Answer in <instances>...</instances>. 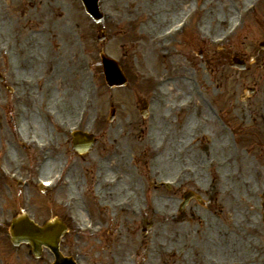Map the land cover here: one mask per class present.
Masks as SVG:
<instances>
[{
    "label": "rangeland",
    "instance_id": "1",
    "mask_svg": "<svg viewBox=\"0 0 264 264\" xmlns=\"http://www.w3.org/2000/svg\"><path fill=\"white\" fill-rule=\"evenodd\" d=\"M12 1H14V3H12ZM55 1H57L55 3H57L60 8L64 10H67L70 7H75L76 9L78 8L81 11L83 8L80 0H66L67 2L65 0ZM102 1L104 9H113L114 12H117L115 10L121 9L124 13L129 14V18L131 19L136 17L142 18L143 14L148 17V20L150 19L151 21L152 11L154 14H158L159 11H162L163 13L167 14V18L170 20L175 19L176 17L178 18L185 11V9L189 6H192L196 0H178V3H174V0ZM249 1L251 0H243L241 3H238V0H222L219 8L215 9L214 11L219 12L222 10L230 9V12L234 14L233 19H235L236 15L232 10L234 8V4L243 5L244 3L246 4ZM51 2L52 0H0V27L2 26L3 29H7L4 31L5 33H3V35H6V37L0 40V45L5 44L6 42H13L15 40L14 38L17 37L19 39V42H23V40L28 41V37L25 35V33H28L29 31L24 32L23 28H31V23H39L37 21V18H39V16L37 14H34V12L43 13L45 15L43 18L47 22V13L52 10V7L48 9V7H45L44 5ZM204 2L205 0H200L201 4ZM182 3H184V6L182 5ZM4 6H7L11 9L10 12L13 16H9L5 12V10L3 9ZM54 7L56 8H54V11L58 13L59 9L56 7V5H54ZM136 10L140 13H136ZM175 12L177 14L175 15V17H173V14ZM85 17L87 16L85 15ZM56 18L57 14H54L53 28L51 30H48V32L43 33L44 42L46 44H48L47 42L49 41V39H51ZM249 19L251 20H249L246 28L243 31L239 32L233 38L234 42L231 46V51L233 54H237V56L240 57L241 55H244L245 58L250 61H253V59L254 61H263L264 49H261L258 44L259 41L263 40L264 37V8L259 9V11ZM170 20L165 25H158L154 23L155 30L153 33L157 34L163 31L164 28H167L171 23ZM210 20H212V15L210 16ZM141 23V20H139V22H134L131 28H129L130 24L124 27L113 26L110 28H106L107 32L105 34V40L102 41L100 40V37L102 36V33L100 32V26L85 18L81 23L80 28L76 27L77 30H80L81 36L79 38L77 35H74V40L78 41L79 44L77 46V56H79L81 60L84 61L85 65L84 69L81 70L85 75L83 77V85L84 87H87L88 89H85L89 91H84L78 95V104L72 110L73 112L69 114L67 113L66 108L61 107L62 105L52 103L54 106L58 107L61 110V115L63 117L73 120L76 118V115L81 108V102L84 98L87 108H89L88 105L90 104V102H92V108H94V111L96 110L95 115L98 113L99 119L96 121V124L93 121V127L90 126V128H92V131L96 132L98 142L96 143L93 152L88 154L86 158L88 161H90V158H93V160L95 159L96 165L99 168L111 166L113 164V150H110V146L112 144V141H114L115 146L120 147L119 154L125 152L126 156L124 157L123 165H117L116 169H113V171H109L106 176L121 174L123 179L124 177H133V180L131 179V182L129 183V191L123 194L122 192H117L118 194L115 193V196L113 197V199H111V201L110 199L105 198L104 201H109L108 204L101 203V201L98 202L97 198L94 195V188L92 187L91 183V165L86 163L82 164V160L80 159V157L77 156V154L72 150V143H66L64 142V140H61V142L63 143L61 146L62 148L59 151L51 153L48 162L55 161L61 166H64L69 165L65 164V162L74 163L76 161L77 165L73 168V171H71L73 172L71 176L74 174L75 178H77V180L79 181L78 188L80 189L79 191L72 190V192H68L60 187L59 190L50 193L42 190L40 191L37 188L34 180L37 176L35 169L38 168V165L43 162L42 156H38L37 154L28 156V153H24L19 150L18 153L20 154L21 160H18V162L14 163L23 168L21 169L22 172L28 173L30 175L31 185L27 190H21L18 188V186H16L15 181L4 177L3 174L0 176V220L2 218L5 220L8 219L6 222L0 223V264H48L50 260H53V255L47 249H44L41 257L34 258L32 253L30 252L31 250L29 246H13L9 234L10 223L11 220L14 217L19 216L21 212L27 211L40 224H43L46 221H53L58 219L62 220L67 226L68 221L66 219L65 213L67 212L68 207L64 205L63 199L67 200V197L73 192L77 193V195L79 196V199H77L79 202L74 204L75 208H73L74 210L72 211H74L75 214H78L77 211L79 213H87L100 225L99 231L98 233H96L97 235H89L92 233L88 232L79 233L74 228H72V231L67 232L62 240V251L69 256H71L74 251V253H76L74 255L80 257L79 260L81 264H134L135 259H132L129 256H133L138 250L139 253H141L140 249L143 247L144 242L147 241V243H149L150 245H154L156 242H159L161 240H163V242H166V240L168 239L167 235H165L164 233L158 234L157 230L163 228V230L166 231L167 234L168 227L170 228V226L167 224H163L162 227L158 226V222L155 223L156 220H153L150 214L147 215L148 218H146L145 221H139V219H136L135 216L131 215L130 213L116 210L114 206L110 207L109 204H114L115 201L120 200L124 196H133L136 201H143L144 199V202H146V199L147 201H149L148 197L152 198L155 204H157V206L159 205V207L162 208L163 212L166 211V207L162 205V202L172 203L176 207V216L174 217V221L176 223V227L178 228V232L179 227H182L187 231V234L179 235H186L188 242L192 243V247H196L201 244V238L198 234H211L212 230L210 228L206 230H203V227L202 229L200 228L201 218L199 217H202L205 218L203 219V221L208 222L209 220V224H215L220 227V233L225 234L224 236H227V241L221 240L219 241V243H222L225 246L229 247L231 245L238 244L232 243L235 240L236 242L241 243V245L238 246L240 249H244L245 246L251 245L250 254L252 257L256 258L253 261L254 264H264V254L262 255L260 246L255 241L256 239H258L260 242L264 243L262 241V236L264 235V209L262 212L260 207L257 208V211H255L254 207L249 209L241 207L242 201L246 198H253L252 203L255 205L257 204V200L254 199L252 191L253 188L257 186V183L264 184V171L260 170L261 174L256 173L253 175L252 173L247 172L244 174L247 178L246 182L248 183V185H246V183L244 184L245 186L243 185L242 194H239L237 197L239 203L238 206L232 207L231 211L227 212L228 214H230L228 216L229 219L232 220L230 222H228V220H226V217L220 214L218 210L214 208V199L210 200L212 195L210 197V195L203 190V187L206 184L201 180V177L200 182H198V186L190 181H187L186 183H183L181 189L176 193H173L172 191H168L166 189L156 192L155 188L153 187L152 177L159 171L160 176L158 177L172 179L174 176H176L175 174L177 172L180 173L179 171L184 169L183 166L189 167L191 165L194 168L196 167L199 175L200 171H206V168H204L206 167V164L205 158L203 157L198 161H194L193 159H185L182 160V164L178 165L174 169L172 167L173 164H171L170 162L166 161L167 163H165L163 166L162 164H160L163 163L162 157L164 155H161L157 160L156 157H152L153 154L151 152L149 154H145L143 157L141 156V147L143 145L142 142L144 143V139L143 137L138 136V131H142L143 128V120L140 113L141 105L139 100L141 101L142 98L146 97V91L152 89V87H149L145 81L140 82L139 77H136V75H138L136 67L143 68L147 72H154V75L156 76H165L166 74H170V76H177L179 74L180 77L174 82H178L179 79H183V81L187 82L188 77L195 72L190 66L193 63L196 67L197 76L202 79L203 84L206 85L207 72L205 64L201 63L200 65L198 61L200 59L198 57L194 58L195 56H197L195 52L196 50L206 47L200 44L195 45L193 43L194 45H192L193 47H191L193 48L192 50L194 52L190 54V45L188 44V42L183 43L184 40H187L186 38H184L183 41L179 43V46H177L175 50H172L171 54H167L169 57L165 60L164 63L167 65L169 70H171V72H168L164 67L165 64L161 63V67H159L160 60L159 58L156 59L153 54L157 52L156 48L151 45V41L148 40V36H146L141 28L138 27ZM62 29L63 26H60L59 30L56 29L58 38H53V42H49V45L52 44L51 47L54 49V52L55 50H58V46H62V54H68L70 55V59H72L74 53L70 52V40H74L69 39V37L66 36L64 32L62 33ZM189 36L190 34H188V37ZM49 45H44L42 48ZM103 50H105V53L116 58H125L127 56L129 64L135 67L133 70L127 71L130 78L127 88L108 87L103 75L102 68L101 72H99L98 70L97 73H95L96 65H100L101 63L100 54ZM38 53L40 54V52ZM54 54H56V52ZM148 54L151 58L150 64L147 65L148 67H144V61L142 58L143 56ZM254 55L255 57L251 59L250 56ZM185 56H187V58L191 60L192 63H189L187 59H185ZM13 58L15 62V68L20 75L29 76L33 75L34 71H36H27L22 69L23 66L21 61L23 59L21 58V54L17 50V47L15 48V52L13 53ZM35 66L40 67L39 69H37V72H43L44 63L37 64ZM71 71L75 72V70L73 69H71ZM59 78L60 81L62 75H60ZM72 83L73 79L70 76H66L63 79L64 86L69 84L72 85ZM171 84H174V86L177 87L176 83L172 82ZM187 89L189 91V93H187V96L177 97L176 101L193 95L192 87L189 82H187ZM46 92L44 93V97L38 98L37 103H34L32 98L27 99L24 104V108L33 106L32 109H37L35 113L41 116V109L43 106H46L45 103H47L48 106H53L50 104L51 94L50 96L49 94L45 95ZM5 93H7L6 90ZM5 93L0 89V145L4 144L6 151H12L16 149L14 148L15 146L12 143L13 139L12 142L10 140V127H7L8 124H12L9 116L11 109L9 106L7 107L5 103L2 102V100H4L3 97L5 96ZM200 97L201 94H198L197 102L199 103V106H203ZM45 98L46 100H44ZM88 98H90L91 100H89ZM157 99H159V97H156L154 103H156ZM170 101L175 100L170 99ZM113 104L116 108H118V113L114 122L113 120H110ZM194 112L195 111L184 114L180 119H178L179 122H185L186 120H189L193 116ZM164 113L165 111H163V109L161 108L159 112L155 113V115L157 119L161 120L162 114ZM169 130L171 131L172 136L176 135V133H174L173 131V127L169 128ZM4 131L5 141L1 137ZM47 136V134H44L43 138H46ZM181 138L187 141L190 136L182 135ZM184 140H182V142ZM153 143L157 144L159 143V141L156 139L155 141H153ZM176 149V147L173 148L174 154ZM200 149H202V147H199V150ZM132 156H135L136 158L134 164L135 173H131L123 169L125 161L130 159V157ZM166 164L167 167L171 164L169 167L173 170L171 169L169 172L166 170L164 171V169L167 168ZM46 165L47 164L45 163L44 166H42L45 168ZM57 169H55V171L51 172L50 174L57 172ZM40 173L42 175L39 176L44 179L51 176L50 174L47 176L43 175L42 170L40 171ZM201 176L204 177V175ZM191 183L193 185H190ZM224 183L232 186L231 180H227ZM233 187H235V183L233 184ZM249 187H251L250 190ZM231 191L232 193L234 192L233 190ZM189 192L201 196L202 200L199 201L195 198H192L189 201V204L182 208V197H184V195ZM226 201L227 203L232 202L231 198L229 197H225L223 199V204ZM245 206H249V202L248 204H245ZM88 220L89 219L87 217L85 221L87 222ZM234 223H236L237 227L240 228V232H235L230 228ZM246 223H259L263 233L259 236L251 235V237L248 234H241L242 232H247ZM247 237H250L251 239L248 240ZM231 239H233L232 242L230 241ZM248 241L251 244L247 245ZM255 244L256 246L253 248V245ZM175 245H177V247H182V245L177 242H175ZM180 249L181 251H185L183 252L186 253L184 256L190 253V249ZM191 250L194 249L192 248ZM190 254L194 256L193 252H191ZM190 254L188 255V257L190 256ZM240 255H242L240 252L234 253L233 250H230L223 255V258H231L234 261L240 262ZM213 258L216 259L214 254ZM184 261L183 264H185ZM190 261L191 262L187 260L188 264L192 263V259H190ZM235 264L238 263L235 262Z\"/></svg>",
    "mask_w": 264,
    "mask_h": 264
},
{
    "label": "bare ground",
    "instance_id": "2",
    "mask_svg": "<svg viewBox=\"0 0 264 264\" xmlns=\"http://www.w3.org/2000/svg\"><path fill=\"white\" fill-rule=\"evenodd\" d=\"M54 5H56V7L59 9L58 13L54 11V8H55ZM54 14H57V18L55 19L54 31L52 33L51 39H49V41L47 42L48 44H46L44 42V37H43L44 35L42 33L48 32V30H51L53 28V15ZM37 15L39 16V18H42L45 16L42 13H38ZM82 18H83L82 12L78 8L76 9L75 7H70L69 9L64 10L60 8L58 4H53L52 10L47 15L46 25L41 27V34H36V35L31 36V39L35 41L36 46H37V48H34V49L40 52L42 60L47 66L53 64L56 61H60L61 64L57 65L55 68L63 69L67 71V73L65 71L66 75L62 77L61 81L59 80L57 81V85L59 84L60 88L58 91L54 92L52 102L55 104H60L68 108L69 113L78 104L77 102L78 95L84 91H89L85 89L87 87H84V85L81 86L83 78L78 72L72 73L71 70H69L68 72V63L73 64L74 66L77 67L79 64H81V61H82L81 58L77 56L78 54L77 46L79 45L78 41L74 40V35H77L79 38L81 36L80 30H77L76 27L80 28V25L82 23ZM218 19L220 21L222 20L226 21L227 17L224 14H221L219 15ZM60 26H63L62 33L64 32V34L68 36L69 39L74 40V41L70 40V52H73L74 57H75L73 61L70 59V55L62 54V50H63L62 46H58V50H55L56 54H54L55 53L54 49L51 47L52 44L49 45V42L51 43L53 42V38H58L56 29L59 30ZM150 29H153V27L151 26ZM142 31L144 32V29H142ZM44 45H49V46L47 47L45 46L44 48H42ZM61 55H62L61 60L56 59V57L59 58ZM66 76L72 77L73 79L72 85L70 84L66 86L63 85V79ZM48 77H50V75ZM78 86H80V90L78 91L74 90ZM33 98L37 99L36 96H33ZM24 121H25V124L29 126H30V122L32 123L34 121V123L36 124L38 128L37 130H39V132L40 130H45L46 128L49 127V124L46 123L42 118H40L39 115H35L29 110L24 114ZM189 123H190V120L186 122L187 125H189ZM186 124L184 125V129L186 131L185 134H187V131L190 128ZM24 129L27 130V127H24ZM173 145H174V141L172 140L170 142V147L168 148L167 151H165V153L163 154L164 156L162 155L163 163H160V164H162L163 166L165 163L170 162L171 164H173L172 167L175 169L180 164V161L177 158H175V154L173 151ZM123 157H124V154H121L118 158L122 160ZM198 157H199V154L192 152V154L189 156V160L193 159L194 161H198ZM59 166L60 164L55 161L48 162L43 172L45 175H49L51 172L55 171V169L59 168ZM169 166L167 167V164H166L167 168L165 169L163 168L164 171L166 170L169 172L172 169ZM127 182H128V179L127 178L126 180L124 179V182H122L123 186L126 187L128 185ZM209 184H210V181H209ZM77 185H78L77 182L74 181L71 184L72 187L70 186L71 190L73 189L74 191H79V189L77 190ZM231 201L232 203L236 202L234 197H231ZM162 205L166 207V211L163 212L162 208L160 207V208L154 209L153 214L154 216H156L155 223L158 222V226L162 227L163 224H167L170 226V228L168 227L167 234H166V231L163 230V228H160L159 230H157L158 234L164 233L165 235H167L169 242H168V239L166 240V242H163V240H161L159 242H156L154 245L153 244L150 245L149 243H147V241L144 242L143 247L140 249L141 253H139V250H138L133 256H129L130 258L135 259L134 264H161V263L162 264H183L184 260H186L184 261V263L188 264L187 260L191 262L190 259H192L191 264H194V262L195 264H233L232 262L233 259L223 258V255L230 250H233L234 253L240 252L242 254L240 255L241 264H254L253 261L256 258L252 257L250 254L251 245L249 244L251 243L249 241L247 243V245L249 246H245L244 249H240L238 246H240L241 243L236 242L235 240L234 242H232L233 239H231L230 241L232 243H238V244L227 247L224 244L219 243V241L221 240L223 241L228 240L227 236H224L225 234L220 233L221 228L215 224H209V222H205L203 220H202L203 223L200 224V228L202 229L203 227V230L210 228L212 230L211 234H203V235L202 233L198 234L200 235V238H201V244H199L196 247H192V243L188 242L186 235H182V236L179 235V234H187V231L183 229L182 227H179V232H178V228L176 227V223L174 221V217L176 215L175 214L176 207L170 202L169 203L162 202ZM235 205L237 206L238 204H235ZM220 207L225 208V205H223L222 202H220ZM129 212H135L134 208H131ZM221 213L226 214V211H222ZM83 218H86L85 215ZM233 230L235 231L239 230L236 224L233 225ZM246 231H247L246 233H249L252 235H256V236L260 235L259 234L260 230L258 226L254 224L246 225ZM247 238L248 240L251 239L250 237H247ZM255 241L260 246L261 253L263 255L264 254V243L260 242L258 239H256ZM262 241L264 242V235L262 236ZM175 242L182 245V247H177V245H175ZM255 246L256 244L253 245V248ZM180 248L190 249V253L193 252L194 256L188 253L189 251L187 252L188 254L184 256L186 253H183L184 251H181ZM192 248L194 250H191ZM189 254L190 256L188 257ZM213 254L216 257V259L213 258Z\"/></svg>",
    "mask_w": 264,
    "mask_h": 264
},
{
    "label": "flooded vegetation",
    "instance_id": "3",
    "mask_svg": "<svg viewBox=\"0 0 264 264\" xmlns=\"http://www.w3.org/2000/svg\"><path fill=\"white\" fill-rule=\"evenodd\" d=\"M231 58L233 56L227 51L205 56L209 82L205 118L207 155L220 160L219 170L228 168L226 159L237 156L242 160V170L258 171L264 165L262 61L250 66L245 58L240 57L245 62L243 71L246 72H231Z\"/></svg>",
    "mask_w": 264,
    "mask_h": 264
},
{
    "label": "water",
    "instance_id": "4",
    "mask_svg": "<svg viewBox=\"0 0 264 264\" xmlns=\"http://www.w3.org/2000/svg\"><path fill=\"white\" fill-rule=\"evenodd\" d=\"M13 228V236L15 238L19 237L18 234L25 235L16 238L17 240L23 238L32 242L37 252L40 251L41 245L44 244L55 251L58 257V264H71L69 262H65V260H63L58 253L59 239L63 234V228L61 226L50 223L47 224L44 228L38 229L25 222L24 219H20L14 223Z\"/></svg>",
    "mask_w": 264,
    "mask_h": 264
}]
</instances>
